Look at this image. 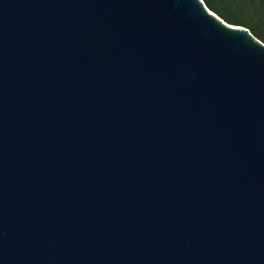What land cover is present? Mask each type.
I'll use <instances>...</instances> for the list:
<instances>
[{
  "label": "water",
  "instance_id": "1",
  "mask_svg": "<svg viewBox=\"0 0 264 264\" xmlns=\"http://www.w3.org/2000/svg\"><path fill=\"white\" fill-rule=\"evenodd\" d=\"M0 264H264V42L203 0H0Z\"/></svg>",
  "mask_w": 264,
  "mask_h": 264
},
{
  "label": "trees",
  "instance_id": "2",
  "mask_svg": "<svg viewBox=\"0 0 264 264\" xmlns=\"http://www.w3.org/2000/svg\"><path fill=\"white\" fill-rule=\"evenodd\" d=\"M209 10L231 25L243 26L264 42V0H203Z\"/></svg>",
  "mask_w": 264,
  "mask_h": 264
}]
</instances>
